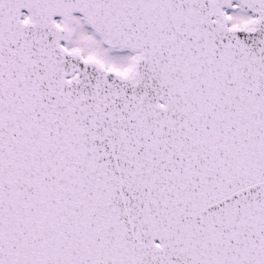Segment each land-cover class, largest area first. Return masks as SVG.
I'll return each mask as SVG.
<instances>
[{"label": "snow or ice", "instance_id": "obj_1", "mask_svg": "<svg viewBox=\"0 0 264 264\" xmlns=\"http://www.w3.org/2000/svg\"><path fill=\"white\" fill-rule=\"evenodd\" d=\"M0 264H264V0H0Z\"/></svg>", "mask_w": 264, "mask_h": 264}]
</instances>
